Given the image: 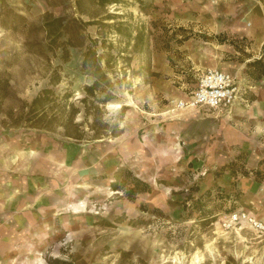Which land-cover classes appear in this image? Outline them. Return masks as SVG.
<instances>
[{"label": "rangeland", "instance_id": "rangeland-1", "mask_svg": "<svg viewBox=\"0 0 264 264\" xmlns=\"http://www.w3.org/2000/svg\"><path fill=\"white\" fill-rule=\"evenodd\" d=\"M256 59L264 0H0V200L26 203L0 264H264V227L226 223L264 224ZM209 68L247 101L177 107Z\"/></svg>", "mask_w": 264, "mask_h": 264}, {"label": "built area", "instance_id": "built-area-1", "mask_svg": "<svg viewBox=\"0 0 264 264\" xmlns=\"http://www.w3.org/2000/svg\"><path fill=\"white\" fill-rule=\"evenodd\" d=\"M246 86L238 82L232 73L217 69H207L198 79L190 94L178 100L177 107L187 109L205 108L212 111H229L240 101H245ZM247 221L260 230L264 224L247 211L237 210L229 214L226 223Z\"/></svg>", "mask_w": 264, "mask_h": 264}, {"label": "crops", "instance_id": "crops-1", "mask_svg": "<svg viewBox=\"0 0 264 264\" xmlns=\"http://www.w3.org/2000/svg\"><path fill=\"white\" fill-rule=\"evenodd\" d=\"M247 90H246V93H247ZM246 93H245V95H246ZM246 101H247V98H246ZM5 150H6V145H0V197L5 193L4 192V185L5 186L10 185L9 182L6 183V181H8V179H9V176H8L7 172H5V170H6V168L9 167V163H8V158H6L5 154H4ZM19 156L20 155L17 154L16 158H19ZM28 156H35L34 151L29 153ZM10 159H12V157H10ZM17 184H18V182H17ZM11 202H15L14 205ZM25 204H26L25 203V193H24L23 187L21 186V188H19L17 185L15 188L10 189V191L6 195V200H0V212L1 211H7L6 209H12L11 213L0 214V216L3 219H5L3 224L6 223L7 225H10V221L7 220L9 218V216H11V214L15 210L21 211L22 207H24ZM0 228H2L1 223H0ZM0 232L3 233V230L0 229ZM0 237H2V236H0ZM1 245H3L2 248H5V246L8 245V240L0 238V247H1Z\"/></svg>", "mask_w": 264, "mask_h": 264}, {"label": "trees", "instance_id": "trees-1", "mask_svg": "<svg viewBox=\"0 0 264 264\" xmlns=\"http://www.w3.org/2000/svg\"><path fill=\"white\" fill-rule=\"evenodd\" d=\"M252 65H254L255 67H257L260 71V73L262 74L264 72V69L261 68V65H262V61L261 59H256L253 61ZM141 184L144 185V183L142 181H140Z\"/></svg>", "mask_w": 264, "mask_h": 264}]
</instances>
